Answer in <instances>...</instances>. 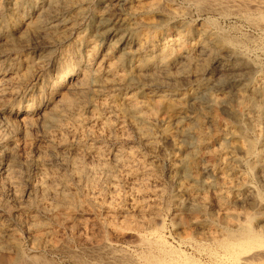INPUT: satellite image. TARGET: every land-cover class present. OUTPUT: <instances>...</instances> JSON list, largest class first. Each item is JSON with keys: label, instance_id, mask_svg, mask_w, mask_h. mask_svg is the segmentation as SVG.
Wrapping results in <instances>:
<instances>
[{"label": "bare ground", "instance_id": "6f19581e", "mask_svg": "<svg viewBox=\"0 0 264 264\" xmlns=\"http://www.w3.org/2000/svg\"><path fill=\"white\" fill-rule=\"evenodd\" d=\"M40 1L10 0L8 6L18 10L27 2H31L32 5L36 4L35 12L39 11V17L35 18L36 21H33V17L29 18L24 12L19 18L21 20L20 25L27 30L43 29L42 31H47L46 35L55 44H67L64 51L62 50L63 52L56 59L54 73L45 75L44 79L42 77V82H38V85L33 86V90L31 89L34 94L40 96L37 102L26 106L25 109L12 108L10 110V113L16 114L21 123L20 126L23 127L20 129L15 125V132L21 131L26 134L32 130L36 129L37 132V129H41L40 142L46 141L49 145L65 147L67 143L66 134L71 132L75 124L78 126L80 123L81 125L82 119H85V117L81 119L80 112L83 108L82 104L88 101L90 95L101 98L99 103L94 102L91 105L96 104V107H99L104 113L106 112L108 116L103 118L100 113L92 115L93 126L88 127L90 129L83 132V139L95 142L72 148L75 156L62 163L67 171L64 175L48 172L50 170L47 171L46 169L47 160L41 157L39 153L45 152L47 147L45 149L40 148L41 144L35 146L39 154L32 159L30 157L24 160L28 171L34 170L35 173L28 172L25 180L30 192L36 196L37 201L33 207L36 208L37 213H52L55 223L58 225H74L79 229H97L101 231V239L93 240L88 235L82 236L84 234H80L75 237V242L81 248H78V253L73 252L65 241H61L62 239L58 237L55 239L49 230L46 231L42 218L33 215L30 217V221L25 222L6 202L0 200V209L8 220V223H5L0 219V245H4V249L13 252L10 259H6V264H63L50 255L45 256L46 252L44 255L41 254L43 249L50 251V254L63 255L66 264H191L192 259L189 258L191 254L185 255L186 252L184 253L176 247L173 249L168 245L169 243L167 244L165 237L155 232V229L154 231L148 228L150 232L145 231L148 234L137 233V240H139V245L142 248L141 252L137 251L139 253L132 252L135 249L121 248L119 245L117 247L113 240L110 238L108 240L105 236L106 233H109L114 238L124 237L126 233L121 230L135 231L134 226L138 224L145 225L147 229L153 223L156 224L162 220H160V213L163 210L160 209L162 208L161 203L164 202L162 201L164 192L161 188L146 191L148 186L157 182L154 172L158 166L152 159L141 157L142 150L151 156L163 155L165 148L163 142L167 140V135H170L168 133L166 135V131L157 126L154 111L151 109V101L156 98L171 103L177 109H189V113L180 114L175 119V124L181 128V135H179L181 139H171V148L178 150L177 160L168 163L172 172L171 181L177 187V192L173 197L174 217H177L184 209L205 215L209 213L207 201L197 199L199 196H194L193 192L195 191L198 195L197 190H214V196L219 200L218 204L221 205V209L226 210V216L229 218L225 224L232 228L235 227L238 232L235 233L232 229H226V232L224 230L226 238L229 237L232 242L229 240L225 241L226 243L223 242L222 254L210 251L209 261L212 257L214 260L211 262L214 264H264V195L262 191V193L259 192L263 195L261 197L252 186L253 184L251 185L246 179L248 177L239 175L237 171V167L249 155L252 168V172H250L264 184V65L259 63L258 60L260 59H256L258 57H252L251 53L255 51L249 46L252 43L256 44L257 41L264 42V0H157V2L152 0L155 3L151 4L149 1L147 5H144V11L146 13L153 12L157 15L155 19L152 18L149 28H163L164 24L169 22L167 24H170V29H168L170 33L165 32L167 29L148 31L150 33L148 38H145L146 40H141L140 36L138 39L136 36L133 37L134 35L127 34L126 32L131 29V25L134 26L133 21L131 20L132 23L130 24L120 18L116 20L110 11L101 15L99 20H96L94 25L92 24L95 29H93L94 34L76 32L75 25L80 24L81 20L86 18L88 12L84 9V5L89 0H43L44 4L39 6ZM176 1L179 4L182 3L183 7L192 8L199 16L208 15L206 21L202 23L204 24L203 27L196 33L192 34L191 31L185 29L184 12L178 8L179 5ZM104 3L102 1V4ZM104 6L107 7L108 4ZM65 10L68 12L74 10V14L69 16L67 20H61L60 17L58 18V14ZM114 13L113 15L116 16ZM216 15L218 16L216 17ZM41 17L45 18L41 19ZM231 17L239 19L248 27L256 30L258 36L253 35V37L249 33L239 31V28L235 26L237 24L224 27L218 19H230ZM91 22L93 21L91 20ZM40 29L36 30L39 31ZM233 32L239 33V35H234ZM47 36L46 40H48ZM98 36L103 40L100 41ZM108 39L109 42L106 41ZM11 44L13 43L10 42L9 45ZM9 68L5 66V63L0 64V107L5 106L7 102L9 104L10 100L12 101L20 94L22 95L21 88L13 86V83L17 82L19 73L16 76V73L11 72ZM192 78L197 80V84L194 87L191 85L192 88L187 90L183 84L188 81L191 82ZM18 80L21 82L20 79ZM137 89L139 92L135 91ZM190 91H193V96L189 95ZM69 94L77 95L79 98L73 99ZM45 102V107H37L38 104L43 105ZM47 105L48 107L51 106L48 110ZM210 108L219 109L231 121L224 122L222 132L217 140L216 155L218 160H216L218 163L209 168L205 167L204 172L207 174V178H202L199 176L201 173L196 174L193 171V164H195L198 149L207 144L206 134L208 132L206 131L208 127L204 128L205 123L203 124L200 120L198 111L209 110ZM101 114L103 113L101 112ZM245 116H247V120L244 119L247 133L250 132L254 138L249 142L247 148L236 142L238 136L237 123L242 121ZM36 119H41V121L38 122ZM115 120L116 123H114ZM2 128L3 125L0 122V130ZM126 128L131 132L128 133ZM251 136L250 140L252 139ZM96 140H104V142L109 140L116 144L122 141L125 143L128 140L140 146L123 148L121 145L116 148H105L98 145ZM4 142L3 138H0L2 147H5ZM16 149L17 144L11 146L10 155L5 158L3 166L0 168V186L9 185L16 201H21L25 195V190L22 189L24 181L20 172L21 168H18L15 159V152L18 150ZM31 152L28 153L31 154ZM90 156L95 157L96 163L87 161ZM250 172L248 176L251 177ZM123 178L128 182V186L123 187L125 188V195L121 196L120 193L122 194V192L119 191V194L117 192L119 189L122 190L120 184L123 182ZM183 178L192 180L195 186L191 188L192 185H190L189 187L186 185L187 183L183 182ZM76 191H81L87 195L86 204L88 207L92 206L93 208V205L100 203L102 205L100 213L105 215L104 219L98 221L87 218L85 214L90 208L77 201ZM110 192L115 194L113 196L110 194L111 201L108 199V202L106 199L108 202L106 204L105 197L107 198ZM80 195L82 196V194ZM49 198L57 200L58 204L55 207L52 206L54 201L47 204L46 201ZM203 198L205 199V197ZM238 202L250 203L251 210L244 213H231V205ZM64 214H73L74 217L68 216L69 218L62 221L60 216ZM133 215H139L144 220L141 223L131 222L128 219ZM207 219H196L190 223L189 228L199 230L197 233L203 234L202 236L216 238L217 233L215 234L211 227L216 221L210 222ZM14 226L17 229H23L32 238L33 247H31L30 252H26L20 247L17 242V233L15 230L16 234L13 232ZM152 226L156 228V225ZM104 236L105 240L103 239ZM44 238L47 241L42 245ZM212 241L214 242V240ZM198 262L199 260L196 263ZM200 264L202 263L200 262Z\"/></svg>", "mask_w": 264, "mask_h": 264}, {"label": "rangeland", "instance_id": "374dc122", "mask_svg": "<svg viewBox=\"0 0 264 264\" xmlns=\"http://www.w3.org/2000/svg\"><path fill=\"white\" fill-rule=\"evenodd\" d=\"M2 1V2H1ZM92 1V2H91ZM101 1V2H100ZM102 1H104L105 3L102 4ZM150 1V2H149ZM155 2H157V0H153ZM161 1V0H160ZM1 4L0 3V64H3L5 63V66L7 68H9V70L11 72H15L14 74L17 76L18 73L19 75L17 76V82H15V84L13 83V86L17 87V88H21L20 91L22 93V95L20 94L17 98L13 99L12 101L10 100L9 101V104L8 102L6 103L5 106H1L0 107V122H1V125H3V128L2 130H0V138H3V140L5 141L4 142V145L5 147H2L1 144H0V161L1 164H0V168L3 166V162L5 160V158H7V156L10 155V152H9V149L11 148V146H13L14 144H17V150L15 153V159L17 161V164H18V168L20 169V172L22 174V177H23V188L25 190V195L24 197L22 198L21 201H16L15 199V196H13V191H11V187L9 185H5V186H0V200L6 202L13 210L14 212L17 214V216L19 218H21L22 220H24L25 222H28L30 221V217L31 216H38V218L40 217V219L45 223V227H46V231H50L52 236L57 239L60 238L62 239L61 241H65V243L67 244L68 247H70L69 249L73 252H76L78 253L79 250L78 248L80 249L81 247H78L80 245H78L76 242H75V237H77L78 235H82V236H87L88 237H91L93 240H100L101 239V231L95 229L93 230L92 228L90 229H79L78 227L76 226H64V225H58L55 223V218L53 217L52 213H48V214H44V213H40L38 212L37 213V210L36 208H34V203L35 201H37L36 199V196L34 195L33 192H30V189H29V186L27 185L26 183V175L28 172L30 173H35L34 170L33 171H28V168L26 167V165L24 164V160L25 159H32V157H35L37 156L39 153H40V156L45 158L47 160V164L46 165V169L48 172H50L51 174L54 173V174H61V175H64L67 173L66 171V168L64 169V165L62 164L63 162H65L66 160L68 159H71L72 157H74V152L72 151V148L74 147H77V146H83V145H88L90 144L91 142H95V141H92V140H88V141H85L84 136H83V132L87 131L88 129H90L93 125V122H91L92 120V115L94 113H100V116L102 115V117H107V113L104 111H102L99 107H96L97 105L96 104H93L91 105L92 103H99L101 98L98 97V96H91L90 95V98L88 99V101H86L84 104H82V109H81V112H80V117L81 119L85 117V119H82V124L80 125V123H78V126L77 124L74 125V127L72 128L71 132L66 134L67 136V143L65 145V147H60L59 145H49L48 142L46 141H42L40 142V138L42 136V131L41 129H37V132H36V129L33 131H30L28 133H23L21 131H18V132H15L14 130V127L15 125H17V127H19L20 129H23V127H21V123L19 122V120L17 119L16 117V114L15 113H10V110L13 108V109H18V108H21V109H25L26 106L28 107L29 105L31 104H34L35 102H37V100L39 99V95H36L34 94V91L33 90V86H37L38 85V82H42V80L44 79V76L45 75H48L49 73H54L55 71V62H56V59L57 57L64 51V49L66 48V44L67 43H56L51 40V38L49 36H47L46 32L42 31L43 29H40V28H33L32 30H27L24 26L20 25L21 24V20L19 19L20 16L25 12L27 14V16L29 18H32V20L36 21V17L38 18L39 17V11L38 12H35L36 10V4L35 5H32L31 2H27L26 4L23 5L22 8L18 9V10H14L12 9L11 7H9V2L10 0H0ZM92 4H91V3ZM112 2V3H111ZM155 3V2H152V0H89L87 2L86 5H84V9L88 12L87 15L85 16L86 18H84L83 20H81L82 22H80V24H77L75 25V29H76V32H79V33H85L88 34V35H92L94 34L93 31L95 30L93 28V25L94 23L96 22V20L98 21L99 20V17L101 15H105L106 13H109V11L111 12L110 14H112V17H116V20L117 19H122V20H126L128 21L130 24L132 23L131 20L133 21L132 24H134V26L131 25V29H129L126 33L129 34L130 36L134 35L133 37L136 36V38L139 39V36H140V39L141 40H146L145 38H148L149 36V33L152 31H161V30H166L165 32L168 31V29H170V24L168 25L167 23L164 24V27L161 28V27H154L153 28H149V24L151 23V20L152 18L155 19L157 17V15L153 12H145L143 7L144 5L147 3ZM177 2V1H176ZM40 4H38L39 6L43 5V0H41L39 2ZM124 3V4H123ZM91 4V5H90ZM108 4L107 7H105L104 5ZM149 4V5H150ZM177 4L179 5H175L176 7H178L179 9H182V11L184 12V15H183V21H184V24H186L185 26V29H187L189 32L191 31L192 34L196 33L197 30H199L201 27H203L205 21H206V18L208 15H204V16H199L197 14V12H194V10L190 7H183L184 5H181L182 3H178ZM116 5V6H115ZM136 5V6H135ZM182 7H181V6ZM4 6V7H3ZM103 6V7H102ZM112 6V7H111ZM121 6V7H120ZM125 6V7H124ZM141 6V7H140ZM114 7V8H113ZM25 8V9H24ZM80 8V7H79ZM89 8V9H88ZM113 8V9H112ZM121 8V9H120ZM139 8V9H138ZM104 9V11H103ZM107 9V10H106ZM115 9V10H114ZM184 9V10H183ZM190 9V10H189ZM132 10V11H130ZM187 10H188V13H187ZM18 11V12H17ZM102 11V12H101ZM116 13H114V12ZM192 13H191V12ZM65 12V13H64ZM70 12V13H69ZM65 10V11H61L59 14H58V18L60 17L61 20H67L69 19V16H72L74 14V10ZM133 12V13H132ZM116 14L115 15H113ZM132 13V14H131ZM186 13V14H185ZM4 14V16H3ZM38 14V16H37ZM68 14V15H67ZM118 14V15H117ZM97 15V16H96ZM3 16V17H2ZM19 16V17H18ZM92 16V17H91ZM218 15H216L217 17ZM68 17V18H67ZM91 17V19H90ZM97 17V18H96ZM186 19H185V18ZM45 17H41V19H44ZM220 19L219 21H221V25L224 26V27H227L229 25H233V24H237L235 25L236 27L239 28V31L241 32H246V33H249L250 35H257L258 36V32L250 27H248L247 25H245L242 21H240L239 19L235 18V17H231L230 19L227 18V19H224V18H218ZM224 19V20H223ZM236 19V20H235ZM91 20L93 22H91ZM150 20V21H149ZM186 21V22H185ZM224 21V22H223ZM236 21V22H235ZM149 22V23H148ZM187 22H188V25H187ZM233 22V23H232ZM89 23V24H88ZM139 23V24H138ZM145 23V24H144ZM239 23V24H238ZM243 23V24H242ZM10 24V25H9ZM88 24V25H87ZM93 24V25H92ZM167 24V25H166ZM3 25V26H1ZM142 25V26H141ZM244 25V26H243ZM137 26H140V27H137ZM145 26V27H144ZM196 28H195V27ZM6 27V29H5ZM146 27H148L146 29ZM189 27V29H188ZM241 27V28H240ZM244 27V28H243ZM248 27V28H247ZM25 28V29H24ZM191 28V30H190ZM4 29V31L2 32V30ZM36 29H40L39 31L36 30ZM94 29V30H93ZM137 29V30H136ZM153 29V30H152ZM159 29V30H158ZM247 29V30H246ZM23 30V31H22ZM27 30V31H26ZM11 31V32H10ZM129 31H132V32H129ZM139 32V33H133V32ZM148 31H150L148 33ZM254 33H253V32ZM5 32V33H4ZM24 32V33H22ZM43 32V33H42ZM257 32V33H256ZM8 33V34H7ZM39 35H37V34ZM41 33V34H40ZM45 33V34H44ZM168 33H170V30L168 31ZM10 34V35H9ZM30 34V35H29ZM137 34V35H136ZM144 34V35H143ZM234 35H239V33H235L233 32ZM45 35V36H43ZM30 37V38H27V37ZM46 36H47V39L49 40H46ZM253 36V37H254ZM22 39H20V38ZM45 37V38H44ZM10 38H12V40H10ZM18 40H17V39ZM25 38V39H24ZM97 38H99L100 41H102L103 39H100V36H98ZM16 39V41H15ZM7 40V41H6ZM26 40V41H25ZM33 40V41H32ZM18 41V42H17ZM51 41V42H50ZM109 42V39L106 40ZM264 41V40H263ZM11 43V45H9ZM18 44H17V43ZM21 42H23L21 44ZM26 42V43H25ZM28 42V43H27ZM48 42V43H46ZM113 42H114V39H113ZM261 43V44H260ZM21 44V45H20ZM60 44V45H59ZM258 44V45H257ZM58 45V46H57ZM256 45V46H254ZM51 49H50V47ZM63 46V47H62ZM250 48L253 49L255 52L254 53H251L252 54V57L256 58V59H260L258 61H260L259 63H262V65H264V42L262 41H257V43L255 44H249ZM253 46V47H252ZM262 47V48H259V47ZM10 47V48H9ZM259 49V50H257ZM63 50V51H62ZM257 50V51H256ZM262 50V52H261ZM5 52V53H4ZM8 53V54H7ZM261 53V54H260ZM17 55V56H16ZM43 55V56H42ZM255 55V56H253ZM260 57V58H259ZM47 61V62H46ZM12 63V64H11ZM15 63V64H14ZM46 63V64H45ZM12 65V66H10ZM17 65V66H16ZM26 66V67H25ZM17 67V69H16ZM25 69V70H24ZM17 70V71H15ZM27 70V71H26ZM25 72V73H24ZM28 72V73H26ZM33 73V74H32ZM22 74V75H21ZM21 75V76H20ZM26 76V78H25ZM43 77V79H42ZM20 79L21 82L18 80ZM27 79V80H25ZM193 80H190L191 82H186L183 84V87L186 88L188 90L191 89L192 87H194L196 84H197V80L195 78H192ZM195 79V80H194ZM23 80V82H22ZM26 81V82H25ZM20 82V83H18ZM193 82V83H192ZM39 83V84H40ZM190 85H189V84ZM186 87H185V86ZM192 85V87H191ZM189 86V87H188ZM32 89V90H31ZM22 90H25V91H22ZM139 89L135 90V91H138ZM141 91V90H140ZM139 92V91H138ZM31 95V96H30ZM189 95L190 96H193V91H190L189 92ZM22 96V97H21ZM24 96V97H23ZM69 96H71V98L73 99H78L79 97L77 95H71L69 94ZM77 96V97H76ZM36 99V100H35ZM99 99V100H98ZM16 100V101H15ZM90 103V104H89ZM11 104V105H10ZM15 104V105H14ZM9 105V106H8ZM46 105V102L43 103V105L41 104H38L37 107L41 106L42 108L45 107ZM19 106V107H18ZM34 106V108H37ZM51 106L48 107L47 105V110L50 109ZM155 107V108H154ZM4 108V109H3ZM85 108V110H84ZM99 108V109H98ZM2 109V110H1ZM7 109V110H6ZM151 109H153L154 111V116L156 117V120H157V126L158 128H163L162 130L166 131V135L167 133L172 135H167V140H164L163 142V146L165 147L164 148V151H163V155H155V156H151L148 152H146L145 150H142L143 153H141V157L142 158H147V159H152L155 164L158 166L155 168V172H154V176L155 178H157V184L154 183L151 184L150 186L147 187V190L146 191H149V190H153L155 188H158L164 192L163 194V198H162V202L161 203V206L162 208L160 209L162 212L160 213V220L159 222H157L156 224L153 223L152 225H156V228H153L155 226H151L150 227H147L146 229V226L145 225H142V224H138L136 226H134L136 228V230H121L122 232L126 233L125 235L126 236H122V237H115L109 233H106L105 236H106V239L110 238L111 240H113L114 244L117 246V247H121V248H128L130 250H134L135 251H132V252H135V253H139L137 251H142V248L141 246L139 245V240H137V233H142V234H148L150 232V230H154L155 232H158L160 233L161 235H163V237H165L166 241H167V244L171 247H173V249L176 247L177 249H180L182 252H186L185 255L187 254H191L192 257H190L191 255H189V258L190 260L192 259V261L194 260L195 258V262L193 261H190L191 264H195L198 260H199V264L200 262L202 264H214V262L212 263L211 261H213L214 259L212 257H210V261H209V252L210 251H213V252H216V253H223V242L229 240L230 242H232L229 237L226 238V234L225 232L227 230H231L234 231L235 233L238 232V229H236L235 227H229L226 223V221L229 219L227 218L226 214V210L224 209H221V205L218 204V199L215 198L216 196L215 195V191L210 189L206 190V189H202V190H197L198 192V195L197 193L194 191L193 194H195L194 196L198 197L197 199L199 200H205L207 201V206H208V209H209V213H207L206 215L205 214H201L200 212L196 213V212H192V210H189V209H184L182 212L179 213V215L177 217H174V202H173V197L175 196L176 192H177V187L176 185H174L171 181V175H172V172L168 166V163L171 162H175L177 160V156H178V150L177 149H174V148H171L172 147V143H171V139L172 138H178V139H181V136L179 137V135H181V128L179 125H176L175 124V119L180 115V114H183L184 113H189V109L185 108V109H177L175 106H173L171 103L169 102H166V101H162L161 99H158L156 98L155 100L151 101ZM89 110V112H88ZM156 110V112H155ZM202 111V112H201ZM201 111H198L199 113V116H200V120L202 121V123L205 125L204 128H207V131L208 132L206 134V143L205 146L201 147L198 149V153L196 155V158H195V164H193V171L196 173V174H199V176H201L202 178H207V174L204 172V170L206 168H209V167H212L213 165H216L218 163V158H217V155H216V149L218 147V137H219V134L222 132V128H223V124L224 122H228V121H231L229 119V117L227 115H225L222 111H220L219 109L217 108H210L209 110H201ZM2 112V113H1ZM83 112V113H82ZM101 112L103 114H101ZM83 114V115H82ZM174 114V115H173ZM2 115V116H1ZM99 115V114H98ZM104 115V116H103ZM106 115V116H105ZM38 117V116H37ZM10 118V119H9ZM91 118V119H90ZM247 116L243 117L242 121H240L239 123H237V129H238V132H237V138H236V142H238V144H241L243 146H245L247 148L248 144L250 141H252L254 138L251 136L250 132L247 133V130H246V126L244 124V119H246ZM17 119V120H16ZM4 120V121H2ZM37 120V119H36ZM35 120V121H36ZM85 120V121H84ZM87 120V121H86ZM247 120V119H246ZM38 122L41 121L40 120H37ZM36 121V123H38ZM85 123H84V122ZM169 121V122H168ZM167 122V123H166ZM171 122V123H170ZM186 122V121H185ZM184 122V123H185ZM84 123V124H83ZM116 123V120L115 122ZM166 123V124H165ZM187 123V122H186ZM243 123V124H242ZM9 124V125H8ZM165 124V125H164ZM90 125V126H89ZM168 125V126H167ZM5 126V127H4ZM164 126V127H163ZM167 126V127H166ZM90 127V128H88ZM177 127V128H176ZM179 127V128H178ZM244 127V129H243ZM168 130H167V129ZM11 129V130H10ZM78 130V131H76ZM127 132L130 133L131 130H128V128H126ZM246 130V131H245ZM11 131V132H10ZM13 131V132H12ZM73 131V132H72ZM168 131V132H167ZM245 131V132H244ZM37 134H36V133ZM75 132V133H74ZM244 132V134H243ZM17 133V134H16ZM74 133V134H72ZM240 133V134H239ZM15 134V135H14ZM23 134V135H22ZM32 134V135H31ZM247 134V135H246ZM26 135V136H25ZM69 135V136H68ZM131 135V134H130ZM24 136V137H23ZM37 136V137H36ZM82 136V137H81ZM241 136V137H240ZM250 136H251V140H250ZM27 138V139H26ZM37 138V139H36ZM81 138V139H80ZM247 138V139H246ZM39 139V140H38ZM21 140V141H20ZM80 140V142H79ZM39 141V142H38ZM84 143H82V142ZM107 141V142H106ZM104 142L103 141H97V144L98 145H102L103 147L105 148H116V147H123V148H129L130 146L131 147H138L140 145H136L135 143L133 142H130V141H125V143H123L124 141L122 142H118L117 144L116 143H113L109 140H106ZM87 142V143H86ZM100 142V143H99ZM169 142V144H168ZM30 143V144H29ZM81 143V144H80ZM107 143V144H106ZM122 143V144H121ZM26 144V145H25ZM41 144V147L40 148H43L45 149L47 147V150L45 152H39L38 153V150L35 148V146L37 147V145H40ZM104 144V145H103ZM165 144V145H164ZM28 145V146H27ZM31 145V146H30ZM134 145V146H133ZM51 146H53L51 148ZM113 146V147H112ZM28 147V148H26ZM213 149V150H212ZM26 150V151H25ZM29 150V151H28ZM21 151V152H20ZM32 151V152H31ZM167 151V152H166ZM28 152H31L28 153ZM61 152H63L61 154ZM146 152V154H144ZM165 152V153H164ZM30 154V155H29ZM6 155V156H5ZM21 155V156H19ZM32 155V156H31ZM144 157H143V156ZM150 155V156H149ZM162 156V157H161ZM21 157V158H19ZM26 157V158H24ZM149 157V158H148ZM159 157V158H158ZM92 158V159H91ZM154 158H158V159H154ZM166 160H164V159ZM176 158V159H175ZM20 161H19V160ZM53 159V160H52ZM90 159V160H89ZM174 159V160H173ZM217 159V160H216ZM250 159V160H249ZM23 160V162H22ZM64 160V161H63ZM93 162H92V161ZM159 162H158V161ZM172 160V161H171ZM248 160V161H247ZM50 161V162H49ZM87 161L89 163H96V159L95 157H88L87 158ZM165 161V162H163ZM251 157L249 155H247V157L244 159V161L242 162V164H240L238 167H237V171L239 173V175L243 176L246 178V176L248 178H246L249 183L255 188V190H257L256 192H261L263 195H264V184L263 182H261L260 180H258V178L253 174L251 173L252 172V168H251ZM248 164H247V163ZM50 163V164H49ZM159 163V164H158ZM198 164V165H197ZM23 165V166H22ZM20 166V167H19ZM25 166V168H24ZM160 166V167H159ZM165 166V168H164ZM167 166V167H166ZM195 166H197V168H195ZM203 167V169H202ZM206 167V168H205ZM163 168V169H162ZM157 169V171H156ZM201 170V171H199ZM52 171V172H51ZM160 171V172H159ZM199 171V172H198ZM251 171V172H250ZM56 172V173H55ZM157 172V173H156ZM251 173V177L248 176V173ZM161 173V174H160ZM157 175V176H156ZM25 176V177H24ZM206 176V177H205ZM1 177V176H0ZM159 177V178H158ZM253 178V179H252ZM251 179V180H249ZM126 179H122V183L120 184L121 189L118 190V194L120 192H122V194L120 193L121 196H124L125 194V186H128V182L125 181ZM182 180H184L183 182L184 183H187L186 185H192L191 188H193V186H195V183L192 182V180L190 179H186V178H183ZM1 181V180H0ZM252 181V182H251ZM159 182V183H158ZM190 182V183H188ZM193 183V184H191ZM258 183V184H257ZM27 186H26V185ZM159 184V185H158ZM109 185V184H108ZM157 185V186H155ZM161 185V186H160ZM7 186V187H6ZM5 187V188H4ZM26 188V189H25ZM149 188V189H148ZM263 188V189H262ZM4 189V190H3ZM262 189V190H261ZM165 190V191H164ZM120 191V192H119ZM167 191V192H166ZM206 191V192H205ZM10 192V193H9ZM77 193V201L79 203H84L87 207H88V204H86V199H87V195L85 193H82L81 191H76ZM82 194V196L80 194ZM259 193V195L261 197H263V195ZM85 194V195H83ZM110 194L113 196V192H110L108 193V197L106 198L105 197V203L107 204L109 201H111V196ZM80 197H79V196ZM166 195V196H165ZM30 196V197H29ZM85 196V197H83ZM110 196V197H109ZM165 197V198H164ZM170 197V198H169ZM205 197V199L203 198ZM4 198V199H3ZM167 198V199H166ZM207 198V199H206ZM29 199V200H28ZM85 199V200H84ZM109 201L107 202L106 201ZM31 200V201H30ZM167 200V201H166ZM171 200V201H169ZM217 200V201H216ZM53 201L55 203H53ZM171 202V203H170ZM47 204H51L53 203V207H55L57 204H58V201L55 200V199H47L46 201ZM170 203V204H169ZM220 203V202H219ZM22 204V205H21ZM168 205H171V206H168ZM102 205L100 203H98L97 205H93V208L92 206L88 207L90 208V210H88L86 217L89 218L90 220H102L104 219V216L101 212L102 210ZM169 208H167V207ZM251 204L250 203H245V202H238V203H235L233 205H231V213H234V214H237V213H244V212H248L251 210ZM33 207V208H32ZM97 207V208H96ZM1 208V207H0ZM166 208V210H164ZM172 210H171V209ZM211 208V209H210ZM92 211V213H91ZM99 211V212H97ZM241 211V212H240ZM171 214H170V213ZM211 212V213H210ZM226 212V213H225ZM173 213V214H172ZM38 214V215H37ZM42 214V215H40ZM191 214V215H190ZM201 214V215H200ZM44 215V216H43ZM47 215V216H46ZM203 215V216H202ZM66 216V217H65ZM74 217L73 214H64V215H61L60 216V219H62V221H64L65 219L69 218V217ZM137 216V217H136ZM139 215H133L132 217H129L128 220H130L131 222H134V223H141L144 219H142V217H138ZM162 216V217H161ZM193 216V217H192ZM206 218H205V217ZM210 218H209V217ZM48 217V218H47ZM93 217V218H92ZM97 217V218H96ZM208 217V219H207ZM0 219L3 220L5 223H8V220L7 218L4 216V214L2 213L1 209H0ZM52 219V220H51ZM177 219V220H176ZM196 219H207V221L209 220L210 222H213V221H216V222H213L214 224L211 225L212 229L214 230L215 234L217 233V237L216 238H209L208 236H202L203 234H198L197 232L199 230H195L194 228H189L190 227V223H192V221H195ZM211 219V220H210ZM7 220V221H6ZM50 220V221H49ZM123 220V219H122ZM164 221V222H162ZM177 221V222H176ZM52 222V223H51ZM175 222V223H174ZM180 222V223H179ZM165 223V224H164ZM177 223V224H176ZM180 225H179V224ZM159 225V226H158ZM163 225V226H161ZM175 225V226H174ZM177 225V226H176ZM227 225V226H226ZM61 226V227H60ZM140 226V227H139ZM52 227V228H51ZM65 227V228H63ZM163 230H161L160 229ZM186 227V228H185ZM214 227V228H213ZM15 228V229H14ZM138 228V230H137ZM150 228V230L148 229ZM230 228V229H229ZM21 228H18L17 227H13V232L15 230V233L17 235V242L19 243L20 247L26 251V252H30L32 250L31 247H33V240L32 238L26 234L24 232L23 229ZM141 229V230H140ZM223 229V230H222ZM227 229V230H226ZM235 229V230H233ZM140 230V231H139ZM143 230V231H142ZM158 230V231H157ZM193 234L192 233V231ZM225 230V232H224ZM55 231V232H54ZM129 231V232H128ZM131 231V232H130ZM134 231V232H133ZM145 231H149L148 233L145 232ZM161 231V232H159ZM188 231V232H187ZM24 232V233H23ZM91 232V233H90ZM94 232V233H93ZM224 232V233H223ZM19 233V235H18ZM164 233V234H163ZM219 233V234H218ZM24 234V235H23ZM26 234V235H25ZM93 234V235H92ZM100 234V235H99ZM222 234V236H221ZM225 234V235H224ZM131 235V236H130ZM189 235V237H187ZM193 235V237L191 238V236ZM224 235V236H223ZM96 236V238H95ZM105 236L103 237V239L105 240ZM111 236V237H110ZM197 236V237H196ZM199 236V237H198ZM186 237V238H185ZM204 237V239H203ZM225 237V239H223ZM124 238V239H123ZM136 238V239H135ZM184 238H185V241H184ZM188 238V239H187ZM190 238V239H189ZM202 238V239H201ZM19 239V240H18ZM66 239V240H65ZM73 239V240H71ZM119 239V241H118ZM123 239V240H121ZM131 239V240H130ZM208 239V240H206ZM210 239V240H209ZM219 241H218V240ZM69 242H68V241ZM109 240V239H108ZM130 240V241H128ZM183 240V242H182ZM192 240V241H191ZM196 240V241H195ZM214 240V242L212 241ZM222 240V241H221ZM224 240V241H223ZM45 241H47L46 238H44V240H42V245L45 244ZM128 241V242H127ZM189 241V242H188ZM191 241V242H190ZM221 241V242H220ZM228 241V242H229ZM71 242V243H70ZM74 242V243H73ZM116 242V243H115ZM188 242V243H187ZM70 243V244H69ZM119 243V244H118ZM136 243V244H135ZM138 243V244H137ZM226 243V242H225ZM74 244V245H73ZM133 246H132V245ZM70 245V246H69ZM119 245V246H118ZM123 245V246H121ZM128 245V246H127ZM199 245V246H198ZM4 245H0V264H6L7 263V260L10 259V257L12 256L13 252L10 251V250H7V249H4L3 248ZM74 246V247H73ZM140 246V247H139ZM201 246V247H200ZM203 246V247H202ZM207 246V247H206ZM220 246V247H218ZM180 247V248H179ZM211 247V249H209ZM217 247V248H216ZM222 247V248H221ZM43 248V247H42ZM75 248V249H73ZM137 248V249H136ZM175 248V249H176ZM198 248V249H197ZM216 248V250H214ZM219 248V249H218ZM221 248V249H220ZM209 249V250H207ZM213 249V250H212ZM77 250V251H76ZM220 250V251H219ZM43 251V252H42ZM200 251V253H199ZM205 251V253H204ZM47 254H46V253ZM196 252V253H195ZM203 252V253H201ZM207 252V253H206ZM45 253V256H49L50 257L52 256L53 258H55L56 261H60V263L62 262L63 264H66V261L63 257V255H59V254H50V251H47V250H41V254L44 255ZM8 254V255H6ZM202 254V255H201ZM205 254V255H203ZM208 254V255H207ZM196 256V257H195ZM199 257V258H198ZM3 259V260H2ZM7 259V260H6ZM64 261H63V260ZM6 260V261H5ZM208 260V261H207ZM205 263H203V262ZM196 263V264H198ZM216 264V263H215Z\"/></svg>", "mask_w": 264, "mask_h": 264}]
</instances>
